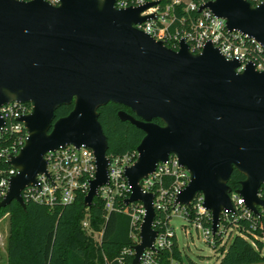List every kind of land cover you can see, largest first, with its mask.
<instances>
[{"label":"water","instance_id":"95a60500","mask_svg":"<svg viewBox=\"0 0 264 264\" xmlns=\"http://www.w3.org/2000/svg\"><path fill=\"white\" fill-rule=\"evenodd\" d=\"M115 2L0 0V108L11 101L32 104L19 118L28 135L7 159L17 173L0 209L13 201L26 209L23 191L47 172L46 154L70 144L94 151L97 172L85 197L91 206L108 182L110 162L99 108L122 104L132 112L120 110L119 117L145 133L137 160L124 172L132 187L128 202L146 208L132 260L140 264L158 234L154 194L140 182L171 154L191 174L177 202L191 206L203 194L213 233L223 211L235 212L229 185L235 169L245 175L237 193L246 206L255 213L264 206L258 195L264 184V71L249 63L239 72L240 62L211 42L194 53L182 40L175 50L137 28L154 16L142 12L157 1L129 8ZM204 7L264 46V3L214 0ZM71 103L72 111L57 118V109ZM4 124L0 117V128Z\"/></svg>","mask_w":264,"mask_h":264},{"label":"built area","instance_id":"2783aa9c","mask_svg":"<svg viewBox=\"0 0 264 264\" xmlns=\"http://www.w3.org/2000/svg\"><path fill=\"white\" fill-rule=\"evenodd\" d=\"M29 1V0H24ZM58 5L61 0H46ZM157 3L142 12V15L154 14L153 17L135 24L139 29L150 34L156 40L178 50L184 40L194 53L201 52L208 42L214 44L228 60H238L237 68L242 72L251 63L257 70L264 71V46L255 38L237 30H230L225 18L213 13L202 5L214 0H116L118 8L141 7L149 2ZM253 5L264 3V0H248ZM32 111V104L27 102L11 101L0 108V117L5 121L0 128V157L7 159L10 155H17L24 146L28 132L24 123L19 120ZM108 182L98 188V195L104 199L106 209L123 211L131 216L132 229L141 230V223L146 214V208L141 201L128 202L132 194V187L125 176V168L132 165L138 157V151L132 150L123 155H108ZM48 161L47 172L40 173L36 185H30L23 191L24 198L48 205H66L74 202L79 193L88 194L91 181L96 177L97 164L94 151L86 146H61L46 154ZM17 173L12 167L0 170V201L7 193L9 179ZM170 178V180H169ZM191 180L189 170L183 167L179 158L171 154L167 160L158 162L156 169L141 180V187L146 192L154 194V206L157 211L164 212L168 218L165 228L158 231L154 242L155 249L147 248L141 258L140 264H154L155 251L160 248L171 247L172 237L176 235L170 221L173 215L183 211L186 219L187 207L177 202L178 195ZM258 195L264 200V184L260 187ZM96 196V197H97ZM235 212L223 211L216 233L212 230V213L203 207L204 196L199 194L192 202L200 213L211 216V225L205 226L202 222H195L201 229L204 238L210 244L216 245V234L223 233V243L229 234L228 222L238 221L241 218L252 220V227H263L264 206L257 205L258 213L249 209L244 199L237 193H231ZM26 200V199H25ZM124 202V205L122 204ZM87 216L82 224L90 229V220ZM156 220V217H155ZM255 237H258L254 234ZM102 232L97 235L101 239ZM139 236V235H138ZM264 240V237L262 238ZM251 243L257 247L255 239L249 237ZM141 241L140 236L138 243ZM221 243V244H223ZM128 254L134 255L135 248L125 249Z\"/></svg>","mask_w":264,"mask_h":264},{"label":"trees","instance_id":"16d2710c","mask_svg":"<svg viewBox=\"0 0 264 264\" xmlns=\"http://www.w3.org/2000/svg\"><path fill=\"white\" fill-rule=\"evenodd\" d=\"M73 108L74 103L60 106L56 117L69 114ZM121 109L132 112L114 102L99 108V120L108 138L110 156L137 150L145 135L142 129L119 117ZM156 121L163 124L160 119ZM10 168L11 165L0 157V170ZM244 179L245 175L235 169L229 180L232 190L237 191ZM85 197L86 193H79L74 202L55 206L25 198L26 209L17 201L1 208L0 218L10 213L8 264H132L134 255L125 249L138 244L139 229H132L131 216L123 211L109 212L100 196L87 206ZM87 213L90 229L82 224ZM186 219L193 224L200 221L205 226L211 225V216L200 213L195 205L187 207ZM165 223H169L166 214L157 211L156 229L163 230ZM227 224L230 231L226 242L223 243V233L216 234L214 248L220 253L218 264H264V224L262 228L254 229L252 220L244 217ZM100 232L102 236L98 240ZM249 237L256 240L257 247ZM172 241L171 247L155 251L154 264H186L176 235ZM190 263L194 264L193 261Z\"/></svg>","mask_w":264,"mask_h":264},{"label":"rangeland","instance_id":"374dc122","mask_svg":"<svg viewBox=\"0 0 264 264\" xmlns=\"http://www.w3.org/2000/svg\"><path fill=\"white\" fill-rule=\"evenodd\" d=\"M173 215L171 225L176 233L186 264H218L220 253L206 241L201 229L182 215ZM10 234V213L0 218V264H8L7 243Z\"/></svg>","mask_w":264,"mask_h":264},{"label":"flooded vegetation","instance_id":"af4514ba","mask_svg":"<svg viewBox=\"0 0 264 264\" xmlns=\"http://www.w3.org/2000/svg\"><path fill=\"white\" fill-rule=\"evenodd\" d=\"M121 110H123V109H121Z\"/></svg>","mask_w":264,"mask_h":264}]
</instances>
